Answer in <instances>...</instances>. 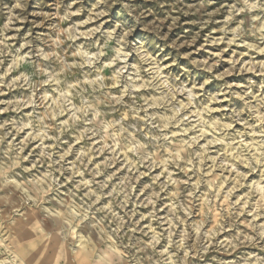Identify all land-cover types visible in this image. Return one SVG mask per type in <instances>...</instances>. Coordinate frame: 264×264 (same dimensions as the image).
<instances>
[{"label": "clouds", "instance_id": "9594fccd", "mask_svg": "<svg viewBox=\"0 0 264 264\" xmlns=\"http://www.w3.org/2000/svg\"><path fill=\"white\" fill-rule=\"evenodd\" d=\"M0 264H264V0H0Z\"/></svg>", "mask_w": 264, "mask_h": 264}]
</instances>
